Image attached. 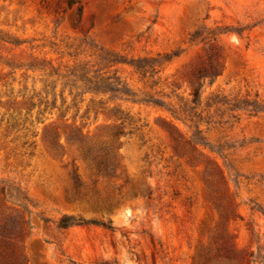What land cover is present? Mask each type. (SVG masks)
<instances>
[{"label": "rangeland", "instance_id": "obj_1", "mask_svg": "<svg viewBox=\"0 0 264 264\" xmlns=\"http://www.w3.org/2000/svg\"><path fill=\"white\" fill-rule=\"evenodd\" d=\"M68 1L0 0V264H264V0ZM83 63L134 96L70 89ZM192 71L201 140L147 101Z\"/></svg>", "mask_w": 264, "mask_h": 264}, {"label": "trees", "instance_id": "obj_2", "mask_svg": "<svg viewBox=\"0 0 264 264\" xmlns=\"http://www.w3.org/2000/svg\"><path fill=\"white\" fill-rule=\"evenodd\" d=\"M74 1L69 0L68 5H71ZM80 11V8H78ZM158 57L147 59L146 64L149 62H158ZM145 61V59H144ZM133 67H135L137 70H139L142 75L144 76V73L148 71L146 69L148 66L149 70L152 71V65H141L140 61L137 59L134 63H131ZM212 70H214L213 67L208 71L209 74H211ZM89 69L87 68V64H79L75 68H72L69 70V73L67 75H64L67 80L69 81L70 89L72 88H78L81 87L82 91L81 94L84 93H91V94H105L110 93L111 96L113 95H120V96H126L131 97L134 96V93L129 90V88L125 85L123 81H121L118 77L115 76H109V75H101L100 73H94L90 74ZM215 73L214 75H216ZM209 75H201L199 72L192 71L190 73L189 78V84L191 85V92L188 97H179L176 101H164L159 98L154 99H148L147 101L163 107L166 111L170 113V115L183 123L189 122V126L193 127L192 135L197 140H201V137L199 136L201 133V129L199 128V125L201 122H205L202 119V112L209 108V104H204V107H201V92L200 87L194 86V82L197 80H200L203 77H207ZM213 76V74H212ZM63 89L61 90L62 95ZM71 93V91L69 92ZM167 98H169L167 96ZM122 134L121 130L118 131H112L110 135L113 139H118L119 136ZM68 139L72 141L73 143H76L77 148L84 158H90L96 167V170L98 172H105V173H113L115 168V161L114 156L112 154L111 148H108L107 152L102 153L95 149V147L90 144H88L89 140L86 136H83L80 130L73 131L68 134ZM189 141H192V138L189 139ZM197 144V142H195ZM203 144V143H200ZM102 150V149H99ZM77 181L74 180V189L78 188ZM1 193H5L4 187L1 188ZM80 218L75 219L71 216H62L58 221V227L60 228H66L69 225L73 224H79L82 223ZM24 223H20V229H22V225ZM227 261L231 259L227 255L225 256ZM208 261V260H207ZM206 261L205 264H219L218 260L216 259L213 263H208Z\"/></svg>", "mask_w": 264, "mask_h": 264}]
</instances>
